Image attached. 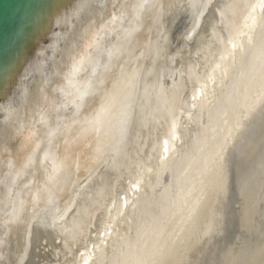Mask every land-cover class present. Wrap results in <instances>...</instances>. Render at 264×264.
<instances>
[{
	"label": "bare ground",
	"instance_id": "obj_1",
	"mask_svg": "<svg viewBox=\"0 0 264 264\" xmlns=\"http://www.w3.org/2000/svg\"><path fill=\"white\" fill-rule=\"evenodd\" d=\"M0 264H264V0H14Z\"/></svg>",
	"mask_w": 264,
	"mask_h": 264
},
{
	"label": "water",
	"instance_id": "obj_2",
	"mask_svg": "<svg viewBox=\"0 0 264 264\" xmlns=\"http://www.w3.org/2000/svg\"><path fill=\"white\" fill-rule=\"evenodd\" d=\"M14 0H0V32Z\"/></svg>",
	"mask_w": 264,
	"mask_h": 264
}]
</instances>
